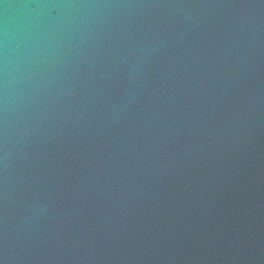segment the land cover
Segmentation results:
<instances>
[{
    "label": "water",
    "instance_id": "1",
    "mask_svg": "<svg viewBox=\"0 0 264 264\" xmlns=\"http://www.w3.org/2000/svg\"><path fill=\"white\" fill-rule=\"evenodd\" d=\"M185 2L216 6L190 49L208 53L206 74L187 77L171 131L134 137L143 145L124 129L49 145L56 196L40 251L61 258L35 264H264V37L236 84L221 47L236 17L264 32V8L245 7L264 0ZM26 47L42 64L60 55L51 33Z\"/></svg>",
    "mask_w": 264,
    "mask_h": 264
},
{
    "label": "clouds",
    "instance_id": "2",
    "mask_svg": "<svg viewBox=\"0 0 264 264\" xmlns=\"http://www.w3.org/2000/svg\"><path fill=\"white\" fill-rule=\"evenodd\" d=\"M213 7L185 0H0V264L61 258L40 251L50 239L56 196L45 176L49 145L124 129V142L136 146L145 141L134 137L171 131L167 121L176 122L187 77L197 68L200 76L207 72L208 53L190 49ZM49 33L60 44L56 61L30 59L27 44ZM262 37L251 15L227 26L221 47L233 84L250 69Z\"/></svg>",
    "mask_w": 264,
    "mask_h": 264
}]
</instances>
